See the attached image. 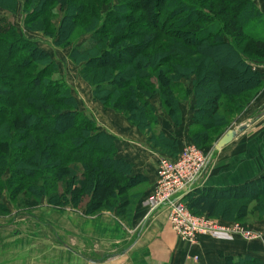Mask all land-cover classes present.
Returning <instances> with one entry per match:
<instances>
[{"label": "trees", "instance_id": "16d2710c", "mask_svg": "<svg viewBox=\"0 0 264 264\" xmlns=\"http://www.w3.org/2000/svg\"><path fill=\"white\" fill-rule=\"evenodd\" d=\"M111 1L23 0L24 24L55 46H72L69 58L94 98L144 131L153 149L179 154L158 129L157 95L177 125L180 101L194 95L190 137L212 147L230 122L227 113L264 86V72L254 66L264 64V11L255 0H118L102 15ZM17 10L18 0H0V215L9 211L7 190L26 209L46 198L84 204L87 214L129 217L146 178L132 175L131 163L117 156L116 137L55 77L50 53L9 21ZM182 200L193 213L222 221L263 219L264 173L239 185L196 188ZM224 259L264 264L249 255Z\"/></svg>", "mask_w": 264, "mask_h": 264}, {"label": "crops", "instance_id": "0c3cea01", "mask_svg": "<svg viewBox=\"0 0 264 264\" xmlns=\"http://www.w3.org/2000/svg\"><path fill=\"white\" fill-rule=\"evenodd\" d=\"M21 4L22 1H19ZM87 41L86 37L81 44ZM44 44L39 46L51 55V50ZM66 50L70 54L71 49ZM52 57L55 59V56ZM72 65L75 66L74 63ZM260 66L256 69L264 72V65ZM90 89L91 94L85 98V106L88 107L85 112L103 131L116 137L117 156L131 163L132 175L146 178L141 185L143 195L129 217L115 211L87 214L85 210L83 213L71 214L70 240L64 239V243L60 240L61 247L58 248L70 257L55 258V264H225L227 255H249L264 262V249L259 242L226 235H200L195 244H188L171 228L166 209L150 212L147 199L156 182L158 160L162 156H172L153 149L144 131L132 125L121 113L96 100L93 89ZM75 97L82 106V98ZM256 100L257 106L264 103V89ZM152 103L158 117V129L167 139L176 141L179 153L184 144L191 140L194 95L180 101L181 123L178 125L166 114L159 96ZM253 130L249 132V128H246L229 144L213 153L196 188L239 185L264 173V110L256 115ZM251 228L264 231V220L253 224ZM0 264H10V261Z\"/></svg>", "mask_w": 264, "mask_h": 264}, {"label": "rangeland", "instance_id": "374dc122", "mask_svg": "<svg viewBox=\"0 0 264 264\" xmlns=\"http://www.w3.org/2000/svg\"><path fill=\"white\" fill-rule=\"evenodd\" d=\"M19 1H22L21 5H19ZM117 2L118 0H113L109 3H106L102 8V15H105L109 10H111ZM255 2L264 11V4L262 0H255ZM22 6L23 0H18V10L16 13L9 16V21L14 23L18 30L23 31L24 35L26 34L27 37L35 40L38 44L40 43L43 45L45 43L44 45L48 46L49 50H51V55L55 56L54 60H56V62L58 61L57 63L59 67L55 77L60 78L68 83L73 93L79 98H82V100L80 98L82 102L81 109L85 112L86 108H88L85 106V98H87L86 96L88 94H91L90 88L93 89V87L82 78L80 73V65L74 64L75 66L72 65L71 67L72 61L70 60L68 56L69 53L66 49H72V46L66 47L64 49L62 47L55 46L52 39L45 36L43 33L28 29L24 24ZM77 37L78 38L74 40L75 43L80 38V35ZM254 64L255 68L257 69L261 67L260 65H264L258 62ZM81 78L85 82H83ZM263 89L264 86L250 101L244 100L242 98L239 99L240 102H244V107L241 110L233 112L232 114L227 113L230 122L228 126L224 127V129L222 128V134L218 136L217 141L229 129H238L243 124H249L247 127L250 130L249 132H254L253 126H255L256 123V115L264 110V103L257 106L258 103L257 100L255 101V99H257V95L262 92ZM188 143L199 147L192 139L188 141ZM214 145H212V147L199 148L210 154ZM141 188L143 189V187ZM138 190H140V187L136 186L132 191L135 192ZM2 202L8 207L9 211L5 215H0V223L8 225L0 229V263H4V261H10V264H55V258L64 259L70 257L69 254L65 255L61 253L63 251H60L58 248L61 247V241L62 243L66 242L64 239L69 242L71 234L70 223L72 220L70 216L71 214L77 212L83 213V211H85L84 204L79 208L74 209L71 204L60 206L52 204L46 198H43L32 208L26 209L25 207L21 206L20 203H18V206H16L10 199L9 192L7 190L3 192ZM101 212L104 211H99L94 214ZM83 218L85 220V217ZM263 220L264 218H258L253 220H242L238 222L245 226L252 227L253 224Z\"/></svg>", "mask_w": 264, "mask_h": 264}, {"label": "built area", "instance_id": "2783aa9c", "mask_svg": "<svg viewBox=\"0 0 264 264\" xmlns=\"http://www.w3.org/2000/svg\"><path fill=\"white\" fill-rule=\"evenodd\" d=\"M209 160V153L191 143L185 144L175 158L160 157L156 182L147 199L150 212L166 209L171 228L188 244H195L200 235H226L259 242L264 249V232L238 221L228 222L197 215L183 202V197L196 189Z\"/></svg>", "mask_w": 264, "mask_h": 264}, {"label": "water", "instance_id": "95a60500", "mask_svg": "<svg viewBox=\"0 0 264 264\" xmlns=\"http://www.w3.org/2000/svg\"><path fill=\"white\" fill-rule=\"evenodd\" d=\"M248 126L249 124H243L238 129H229L228 131H226L212 148L210 152V159L214 152L221 150L224 146L229 144L239 133L243 132ZM6 226L8 225L0 223V229Z\"/></svg>", "mask_w": 264, "mask_h": 264}]
</instances>
